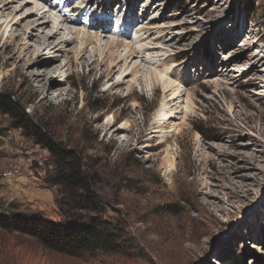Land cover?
Listing matches in <instances>:
<instances>
[{
  "label": "rangeland",
  "instance_id": "1",
  "mask_svg": "<svg viewBox=\"0 0 264 264\" xmlns=\"http://www.w3.org/2000/svg\"><path fill=\"white\" fill-rule=\"evenodd\" d=\"M3 6L0 92L81 154L96 174L94 216L116 238L68 256L0 228V264H264V0ZM85 7L80 23L64 22ZM114 41L128 49L105 48ZM108 53L117 60L106 78ZM167 80L179 84L174 99ZM163 105L165 143L154 133ZM54 175L49 152L0 113V210L61 223Z\"/></svg>",
  "mask_w": 264,
  "mask_h": 264
},
{
  "label": "trees",
  "instance_id": "2",
  "mask_svg": "<svg viewBox=\"0 0 264 264\" xmlns=\"http://www.w3.org/2000/svg\"><path fill=\"white\" fill-rule=\"evenodd\" d=\"M0 113L9 116L14 128L26 131L36 145L49 152L50 166L55 173L52 182L63 195L58 205L63 216L61 223L48 222L38 215L0 210V228L28 235L45 248L68 256H78L99 246L112 244L116 238L115 229L94 216L99 212L100 201L94 184L96 174L90 176L82 163L81 154L55 141L48 132L30 120L19 101L3 92H0ZM83 214H93L94 217L85 219ZM221 262L240 264L230 258Z\"/></svg>",
  "mask_w": 264,
  "mask_h": 264
},
{
  "label": "bare ground",
  "instance_id": "3",
  "mask_svg": "<svg viewBox=\"0 0 264 264\" xmlns=\"http://www.w3.org/2000/svg\"><path fill=\"white\" fill-rule=\"evenodd\" d=\"M37 1V0H36ZM40 1V0H39ZM89 4V2L87 3V5ZM5 8L6 7H1L0 8V11L2 10V9H4L5 10ZM37 11H39V10H37ZM84 11H86V7H85V10H76V11H70L71 13L73 12V13H77V19H76V21L75 20H69L68 18H66V17H64V22H67V23H69L70 25H77L78 23H80V19H81V16H83L84 15ZM42 25H44V23L42 24ZM8 25H6V27H7ZM95 26V25H94ZM94 26H92L91 25V28L90 29H92V30H101L102 29V27H100L99 25H97V26H99V27H94ZM78 34H79V32H78ZM11 39H12V37H11ZM80 42L81 43H83L84 44V46H87V45H89L91 42H92V38L90 37V35L89 36H87L85 39H82V40H80ZM65 43H69V42H65ZM107 47V49L108 50H114V49H116V48H120V47H122V48H127L128 49V46H124L123 45V43L122 42H120V41H114V42H112L110 45H108V46H105V48ZM135 53L133 52V50L132 49H129L128 50V52H127V56H126V58H130V57H132L133 55H134ZM117 59H114L113 58V55L111 54V53H108V54H106L105 55V57L102 59V61H101V65H104L105 66V68H106V70L104 71V76L106 77V78H108V76H110V74H111V70H109V67L107 66V62H109L111 65H113L114 64V62L116 61ZM264 60V59H263ZM260 62L262 63V62H264V61H262V60H260ZM92 66L94 65V63H92L91 64ZM264 66V65H263ZM224 70V69H223ZM164 72H166V69H164V70H161V71H158V72H155V74H154V79L157 81V78L159 79V80H162L163 78H164V76H165V73ZM225 73H224V75L223 76H226V71H224ZM43 75V74H42ZM150 77V81H153V78H152V75H150L149 76ZM263 77H264V67H263ZM35 79H37V81L39 82V79L40 78H35ZM42 79V78H41ZM51 84V83H50ZM55 84V83H54ZM167 84H171L170 85V88L167 90V87L164 85L163 86V89H164V91L167 93H169V96H171V99H174L175 97H176V95H177V93H178V90H179V84L177 85V86H174L173 84H174V82H172L171 80H167ZM217 87H219L218 86V84H217ZM52 88H53V86H52ZM158 89H154V91L156 92ZM167 90V91H166ZM50 90H48L47 92H46V96L48 97L49 96V94H50V92H49ZM128 96L129 97H133L134 96V93H133V91L132 90H130L129 91V94H128ZM171 114V112H168V111H166V107L163 105L161 108H160V110L157 112V115H156V124L157 125H159V127L157 128V130L158 131H156V132H154V133H158L159 135H158V138L160 139V140H162V143H165V141H166V134H165V132L163 131V128L161 127L162 125H164V123H165V121L167 120V118H168V116ZM114 120H115V117L114 116H111V118L109 119V120H107V123L108 124H110L111 122H114ZM166 124V123H165ZM124 125H127V123H125ZM168 148V147H167ZM169 167H172V164H170L169 165Z\"/></svg>",
  "mask_w": 264,
  "mask_h": 264
}]
</instances>
